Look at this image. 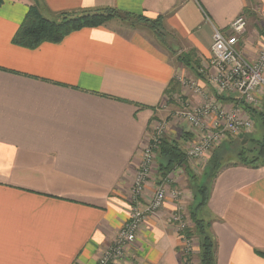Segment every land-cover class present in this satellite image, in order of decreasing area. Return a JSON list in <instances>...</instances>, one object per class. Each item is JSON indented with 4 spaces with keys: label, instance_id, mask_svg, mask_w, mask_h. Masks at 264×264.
Returning <instances> with one entry per match:
<instances>
[{
    "label": "crops",
    "instance_id": "obj_1",
    "mask_svg": "<svg viewBox=\"0 0 264 264\" xmlns=\"http://www.w3.org/2000/svg\"><path fill=\"white\" fill-rule=\"evenodd\" d=\"M33 5L53 20L67 11L113 7L159 18L161 26L143 31L112 21L30 49L13 37ZM243 14L248 25L238 46L254 60L264 48V0L2 1L0 264H98L130 218L133 176L155 122H166L164 138L184 148L196 136L181 111L215 96L228 111L248 117L237 93L218 95L200 70L213 71L207 66L214 27L228 34ZM188 55L194 57L188 63L203 65L192 70L183 61ZM185 75L197 91L180 82ZM174 79L182 93L175 102L167 94ZM255 110L249 113L254 129L243 136H255L264 96ZM158 150L146 199L168 161ZM189 162L194 176L208 170L197 172ZM179 168L173 187L181 199L169 196L148 216L132 253L115 264H201L192 217L201 200L197 178ZM206 185L207 201L196 215L215 239V264H264V162L223 163ZM177 206L188 217L186 232L168 222ZM185 234L193 240L189 255Z\"/></svg>",
    "mask_w": 264,
    "mask_h": 264
},
{
    "label": "built area",
    "instance_id": "obj_2",
    "mask_svg": "<svg viewBox=\"0 0 264 264\" xmlns=\"http://www.w3.org/2000/svg\"><path fill=\"white\" fill-rule=\"evenodd\" d=\"M246 25V17L239 15L230 23L228 34L214 27L211 59L207 66L212 67L213 71L209 72L205 68L200 70L202 73H209L210 85L218 95L237 93L243 104L256 109L264 96V48L254 60L249 59L239 48L238 44L246 32ZM179 80L182 84L187 83L198 90L194 81L188 82L184 77ZM248 112L251 113L249 110ZM249 113L248 117L244 118L236 109L228 111L215 96L196 108L181 111L180 114L186 118L196 136V140L182 148L188 163L195 162L196 167L200 161L220 148L223 142L251 133L254 129V119ZM153 127L150 140L142 151L140 166L133 176L130 218L123 224L112 243L105 247L98 264H115L126 259L132 253L131 247L137 239L143 221L161 210L169 196L175 201L182 197L181 190L173 187L176 182L174 176L180 172V166H176L165 177L157 173L158 179L153 182L155 185L152 194L149 199L145 198L150 187L153 166L157 164L156 153L160 148L161 139L166 134L167 124L158 121ZM167 219L178 231H187L188 217L182 206H177ZM183 236V252L189 255L193 250V240L189 234Z\"/></svg>",
    "mask_w": 264,
    "mask_h": 264
},
{
    "label": "trees",
    "instance_id": "obj_3",
    "mask_svg": "<svg viewBox=\"0 0 264 264\" xmlns=\"http://www.w3.org/2000/svg\"><path fill=\"white\" fill-rule=\"evenodd\" d=\"M3 0H0V5ZM131 15H136L140 21L151 22L152 20L141 14H132V12L121 11L113 7H103L99 9H79L74 11H67L60 14L59 20H53L44 16L39 10L37 5H33L29 8L22 23L13 37V43L25 47L34 49L40 46L44 42L58 43L62 41L68 34L84 27H94L104 25L107 22L118 18L121 21H127L126 18ZM156 24H160L159 18H157ZM156 24H152L153 26ZM184 63L192 67V70L197 69L188 63L187 59L183 57ZM186 60V61H185ZM180 92V82L173 80L167 89V94L170 95L172 100L174 93ZM251 113H257V110L245 106ZM261 122L264 125V113L260 115ZM264 130V129H263ZM244 136L240 139L242 143L243 139H247L254 144L252 152L254 157L249 159L248 153L242 150L239 153V158L242 163L246 164H258L264 162V131L259 136ZM219 151V150H218ZM256 152V153H255ZM158 156L167 157V163L160 164L161 177H165L176 166H185L187 173L190 177H195L188 168L187 157L182 150L180 144L173 139L163 138L160 142V148L158 150ZM196 178V177H195ZM199 186H197L198 189ZM201 200L194 207L192 217L195 222V230H197L201 238V264H215V250L216 242L213 236L207 231L202 220L197 218L196 211L203 206L207 201V185L203 184L198 189Z\"/></svg>",
    "mask_w": 264,
    "mask_h": 264
},
{
    "label": "rangeland",
    "instance_id": "obj_4",
    "mask_svg": "<svg viewBox=\"0 0 264 264\" xmlns=\"http://www.w3.org/2000/svg\"><path fill=\"white\" fill-rule=\"evenodd\" d=\"M121 11H123V10H121ZM132 14H137V13H132ZM243 15L245 16V14H243ZM126 19H127V21H121L118 18H114L113 20H111L109 22L114 21L113 23H115V22L119 21L120 23L123 22L124 24H127L129 26H133V27H137L138 29L143 30V31H151V30L152 31H156L155 29L157 27V24H156L157 22L154 19H151L152 20L151 22H149V21L144 22V21H140L136 17V15H131L130 17H128ZM246 19H248V18H246ZM153 23L156 24V25L153 26L152 25ZM158 25L161 26L160 24H158ZM247 25H248V22H247ZM247 25H246V28H247ZM159 32L158 33L160 35L163 33V31H159ZM164 40H166V39H164ZM185 59H187L189 61V59L193 60L194 57L191 56V55H188V56L185 57ZM194 62H192L191 64H192V66H194L195 69H198L200 66L203 65L202 62L201 63H199V62H195L194 63ZM185 76L187 78V81L191 82L190 79L188 78L189 75H185ZM183 85L188 87L187 90H189V89L191 90V89L194 88V87H190V85L187 84V83L183 84ZM180 94H182V93L181 92L174 93L172 100L175 102V100L178 99ZM178 102L181 103L182 101L179 100ZM179 105L181 106V104H179ZM255 120L257 122V125H256L257 132H256L255 136H258V132L260 131L261 126H262L261 122H260V120H261L260 116L259 115L255 116ZM152 133H153V130H151V135H152ZM253 135L254 134H252V136ZM247 138H251V137L249 136ZM235 139H237V138H235ZM253 148H254V144L252 142H250V141H247L245 144H242L240 142V140H238V141L235 140L234 142H232L230 140L223 142L222 146L220 148H218L217 150L213 151L206 159L200 161L198 166H196L195 171L197 170V172H200L201 169H203V171H204L205 170L204 167H206V166L208 167V170L206 172H204V174L202 173L203 175H199V176L195 175V177L197 176L196 177L197 178L196 179L197 185L200 187V186H203V184H206L207 182L209 183V181L214 177V175H215V173H216V171H217V169L219 168L220 165H222L223 163H229V162H232V161H234V162L235 161H241L240 158L238 157L239 153L242 150H245L246 153H248L249 151L252 152ZM248 156H249V159H251V158L254 157V153H248ZM199 187H198V189H199ZM131 250H132V247H131Z\"/></svg>",
    "mask_w": 264,
    "mask_h": 264
},
{
    "label": "water",
    "instance_id": "obj_5",
    "mask_svg": "<svg viewBox=\"0 0 264 264\" xmlns=\"http://www.w3.org/2000/svg\"><path fill=\"white\" fill-rule=\"evenodd\" d=\"M239 137H240V138H243L244 136H243V134H242V135H240ZM246 142H247V139H243V140H242V144H245Z\"/></svg>",
    "mask_w": 264,
    "mask_h": 264
}]
</instances>
